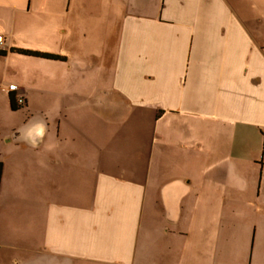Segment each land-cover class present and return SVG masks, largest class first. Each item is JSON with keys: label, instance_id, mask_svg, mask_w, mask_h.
Segmentation results:
<instances>
[{"label": "crops", "instance_id": "0c3cea01", "mask_svg": "<svg viewBox=\"0 0 264 264\" xmlns=\"http://www.w3.org/2000/svg\"><path fill=\"white\" fill-rule=\"evenodd\" d=\"M0 36V264H264V0H0Z\"/></svg>", "mask_w": 264, "mask_h": 264}, {"label": "clouds", "instance_id": "9594fccd", "mask_svg": "<svg viewBox=\"0 0 264 264\" xmlns=\"http://www.w3.org/2000/svg\"><path fill=\"white\" fill-rule=\"evenodd\" d=\"M33 132L35 136H42L44 132V128L42 125L37 126L33 131H31L28 135L31 137L33 135Z\"/></svg>", "mask_w": 264, "mask_h": 264}, {"label": "built area", "instance_id": "2783aa9c", "mask_svg": "<svg viewBox=\"0 0 264 264\" xmlns=\"http://www.w3.org/2000/svg\"><path fill=\"white\" fill-rule=\"evenodd\" d=\"M3 41H4L3 36H0V45H2ZM16 90H17V86L16 85L11 84V85L8 86V91H16Z\"/></svg>", "mask_w": 264, "mask_h": 264}, {"label": "trees", "instance_id": "16d2710c", "mask_svg": "<svg viewBox=\"0 0 264 264\" xmlns=\"http://www.w3.org/2000/svg\"><path fill=\"white\" fill-rule=\"evenodd\" d=\"M0 178H1V167H0Z\"/></svg>", "mask_w": 264, "mask_h": 264}, {"label": "water", "instance_id": "95a60500", "mask_svg": "<svg viewBox=\"0 0 264 264\" xmlns=\"http://www.w3.org/2000/svg\"><path fill=\"white\" fill-rule=\"evenodd\" d=\"M31 131H32V129H31Z\"/></svg>", "mask_w": 264, "mask_h": 264}]
</instances>
